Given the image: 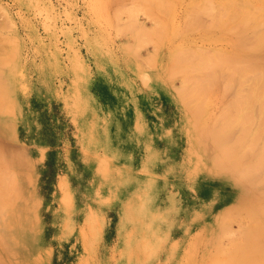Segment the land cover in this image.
I'll use <instances>...</instances> for the list:
<instances>
[{
  "label": "rangeland",
  "instance_id": "374dc122",
  "mask_svg": "<svg viewBox=\"0 0 264 264\" xmlns=\"http://www.w3.org/2000/svg\"><path fill=\"white\" fill-rule=\"evenodd\" d=\"M263 29L264 0H0V264L264 247Z\"/></svg>",
  "mask_w": 264,
  "mask_h": 264
},
{
  "label": "bare ground",
  "instance_id": "6f19581e",
  "mask_svg": "<svg viewBox=\"0 0 264 264\" xmlns=\"http://www.w3.org/2000/svg\"><path fill=\"white\" fill-rule=\"evenodd\" d=\"M262 17V16H261ZM260 23V22H259ZM262 23V22H261ZM256 25H258V24H256ZM256 25H255V27L254 28H257L256 27ZM260 25V24H259ZM264 30V29H263ZM263 30H260V33H259V35H257V36H261L262 34H263ZM259 31V30H258ZM256 36V37H257ZM264 36V35H263ZM263 36H262V40H263ZM260 37H258L257 38V40L259 39ZM261 41V40H260ZM259 41V42H260ZM256 42H258V41H256ZM238 74V73H237ZM234 76H235V74H234ZM241 80H243V78L241 79ZM240 81V80H239ZM244 81H245V79H244ZM241 82H243V81H241ZM262 83V82H261ZM260 84V83H259ZM255 86V85H254ZM259 87V86H258ZM257 87V88H258ZM263 88V87H262ZM261 89V88H260ZM252 92V91H251ZM250 97V96H249ZM254 101H255V99H254ZM262 101V100H261ZM261 101H260V106H261ZM264 102V101H263ZM263 102H262V104H263ZM238 103V102H237ZM247 103V102H246ZM240 104V103H239ZM233 106V105H232ZM236 106V105H235ZM250 106L251 105H249L248 107L250 108ZM253 106V105H252ZM257 106V105H256ZM260 109H261V107H259ZM259 109V110H260ZM251 111V110H250ZM259 112H261V111H259ZM264 112V111H263ZM252 116V115H251ZM264 116L262 115V118L261 119H264L263 118ZM254 118V117H253ZM263 122H264V120H262ZM251 122H253V121H251ZM261 121H259V123H260ZM252 125V124H251ZM251 125H249V126H251ZM258 128V127H257ZM259 129V128H258ZM261 130H263V128L261 129ZM245 131V130H244ZM246 132H244L243 134H245ZM262 133V132H261ZM261 133L259 134V133H257L256 132V134L258 135V139H259V135H261ZM264 134V133H263ZM256 135V136H257ZM255 136V135H254ZM237 137V136H236ZM239 138V137H238ZM256 137H255V139H257ZM241 139V138H240ZM255 139H253V141H256ZM257 139V140H258ZM238 141V140H237ZM252 141V142H253ZM232 144V143H231ZM251 145V144H250ZM234 146V145H233ZM257 149V148H256ZM257 151H255V153H256ZM262 152V151H261ZM263 154V153H262ZM254 155V154H253ZM259 155H261L260 153H259ZM258 155V156H259ZM264 155V154H263ZM261 158H262V156H260ZM257 158H259V157H257ZM261 158H259V160L261 159ZM258 160V159H257ZM255 163H256V161H254ZM259 162H261V161H259ZM264 163V162H263ZM251 165V164H250ZM249 165V166H250ZM252 165H254V164H252ZM256 165V164H255ZM254 165V166H255ZM258 167H259V163H258ZM258 167H255V171L257 170L256 168H258ZM263 167V166H262ZM246 168V167H245ZM250 169H248V173L250 172L249 171ZM263 171V170H262ZM244 173V172H243ZM261 173V172H260ZM246 174V173H245ZM260 175V174H259ZM252 176V175H251ZM262 179H263V181H264V177L263 178H261V181H262ZM259 182H260V180H259ZM264 199V198H263ZM263 206V205H262ZM260 207V209H261V206H259ZM258 207V208H259ZM264 207V206H263ZM262 207V208H263ZM148 210V209H147ZM256 210V209H255ZM263 210V209H262ZM261 210V211H262ZM258 212L260 211V210H257ZM260 211V212H261ZM255 212V211H254ZM254 212H252V213H254ZM255 213H257V212H255ZM260 214V213H259ZM264 214V213H263ZM254 215V214H253ZM257 215V214H256ZM169 216H170V214H168V216L166 217L167 219L169 218ZM252 216V215H251ZM261 217V216H260ZM260 217H258V218H260ZM263 218H264V216H263ZM154 219V218H153ZM255 219H257V218H255ZM262 219V218H261ZM30 226V225H29ZM33 226V225H32ZM151 228H149V230H148V236H149V238H155L156 236H157V234H158V229H155L154 227H153V225L152 226H150ZM30 228V227H29ZM19 229V228H18ZM34 230H35V228H34ZM34 230L32 231V234H31V237H30V240H29V242H28V249H29V251L30 252H35V246L33 245V241H32V236H33V234H34ZM22 231V230H21ZM156 231V232H155ZM17 234V233H16ZM20 234V233H19ZM21 234H22V232H21ZM18 237L20 236V235H17ZM23 236V235H22ZM27 239V238H26ZM259 239H261V238H259ZM264 240V239H263ZM245 241V240H244ZM26 242H27V240H26ZM250 242V241H249ZM253 242V241H252ZM241 243H243L242 242V240H241ZM260 244V243H259ZM263 244V243H262ZM262 244H260V245H262ZM22 245V244H21ZM241 245V244H240ZM239 245V246H240ZM250 245V244H249ZM23 246V245H22ZM26 246V245H25ZM25 246H23V247H25ZM14 247V246H13ZM21 247V246H20ZM27 247V246H26ZM243 247V246H242ZM263 249H262V248ZM15 248V247H14ZM22 248V247H21ZM16 249V248H15ZM19 249V248H18ZM26 249V248H25ZM24 249V250H25ZM241 250V249H240ZM263 250H264V247L263 246H260L259 248H256L255 249V251H254V254H252V256H250V258L249 259H247V258H244V260H245V262H243L242 263V261H241V263L240 264H264L263 262L262 263H260V262H258L259 261V259H261V257H259L260 255H264V254H262V252H263ZM257 251V252H256ZM18 252V251H17ZM256 252V253H255ZM249 254V253H248ZM254 255V256H253ZM263 257V256H262Z\"/></svg>",
  "mask_w": 264,
  "mask_h": 264
},
{
  "label": "crops",
  "instance_id": "0c3cea01",
  "mask_svg": "<svg viewBox=\"0 0 264 264\" xmlns=\"http://www.w3.org/2000/svg\"><path fill=\"white\" fill-rule=\"evenodd\" d=\"M85 77V76H84ZM87 77V76H86ZM79 99H80V97H79ZM84 106V104L82 105V103L80 102V100H79V108L77 109V115L79 114L80 115V113H82V114H84V111H86L87 109H86V107L84 108L83 107ZM24 115H26V114H24ZM76 115V116H77ZM78 115V116H79ZM22 116L23 115H21L20 116V120H22L23 122H24V120L22 119ZM80 116H82V115H80ZM29 115H28V121H29ZM77 122H79L80 121V123H81V119H77L76 120ZM84 122V121H83ZM26 124V122H24V125ZM90 125V124H89ZM79 126H80V124H79ZM16 130H17V132L19 131L18 130V128H16ZM80 132V131H79ZM92 133V131H91V128H89L88 127V122H87V134H88V137L89 138H91V136H90V134ZM91 142H90V144L88 145V148L90 147V145H91V143H92V138H91V140H90ZM81 142H82V145H83V141L81 140ZM37 143V142H36ZM26 145H28L27 143H26ZM28 147H29V152H30V156H32V155H34V150H33V146L31 145V147L28 145ZM87 148V149H88ZM85 222H87V221H85ZM88 224V223H87ZM58 225V224H57ZM57 227V226H56ZM59 235H60V237L62 238V239H67V238H69V236H70V233L69 234H64V231L63 230H61L60 232H59ZM45 246V245H44ZM84 247H85V241H84ZM38 251V250H37Z\"/></svg>",
  "mask_w": 264,
  "mask_h": 264
}]
</instances>
